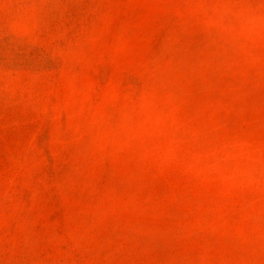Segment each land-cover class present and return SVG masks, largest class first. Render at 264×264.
I'll use <instances>...</instances> for the list:
<instances>
[{
    "label": "rangeland",
    "instance_id": "obj_1",
    "mask_svg": "<svg viewBox=\"0 0 264 264\" xmlns=\"http://www.w3.org/2000/svg\"><path fill=\"white\" fill-rule=\"evenodd\" d=\"M261 3L0 0V264H264Z\"/></svg>",
    "mask_w": 264,
    "mask_h": 264
},
{
    "label": "clouds",
    "instance_id": "obj_2",
    "mask_svg": "<svg viewBox=\"0 0 264 264\" xmlns=\"http://www.w3.org/2000/svg\"><path fill=\"white\" fill-rule=\"evenodd\" d=\"M238 23L240 31L243 35L247 36L249 39L255 41H260L264 43V3L258 5L257 9L247 8L245 10L243 7L240 12L237 13ZM216 23L222 26V18L218 17ZM229 30L230 27H229ZM145 106L148 108L154 107V98L146 99ZM154 118L159 122L162 117L154 114ZM261 165L264 166V157L261 159Z\"/></svg>",
    "mask_w": 264,
    "mask_h": 264
}]
</instances>
